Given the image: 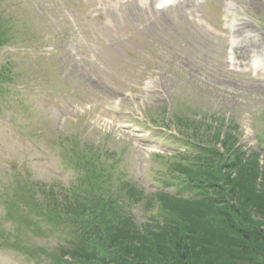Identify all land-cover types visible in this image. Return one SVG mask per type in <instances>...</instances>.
Here are the masks:
<instances>
[{
    "label": "rangeland",
    "instance_id": "rangeland-1",
    "mask_svg": "<svg viewBox=\"0 0 264 264\" xmlns=\"http://www.w3.org/2000/svg\"><path fill=\"white\" fill-rule=\"evenodd\" d=\"M100 2L0 0V30L9 37L0 47V229L12 225L3 197L13 174L32 180L36 192L44 184L73 191L70 159L79 147L102 169L98 184L116 205L157 185L186 201L189 193L213 200L190 211L151 197L169 219L202 218L219 229V200L233 217L244 211L258 220L241 202L264 181L256 170L258 160L264 169V0H185L161 11L142 0L117 21L114 4L101 10ZM188 137L208 146L190 167L181 146ZM210 179L223 190L207 187ZM229 180L241 187V202L228 194ZM134 219L153 221L149 209ZM42 231L26 242L53 244ZM0 264L33 263L0 249Z\"/></svg>",
    "mask_w": 264,
    "mask_h": 264
},
{
    "label": "trees",
    "instance_id": "trees-1",
    "mask_svg": "<svg viewBox=\"0 0 264 264\" xmlns=\"http://www.w3.org/2000/svg\"><path fill=\"white\" fill-rule=\"evenodd\" d=\"M256 170L258 175L262 173L264 179V169L259 170L257 163ZM199 171L200 168L197 173ZM231 181L237 184L241 182L235 178ZM206 182L209 183L207 187H217L216 192L223 190V186H217L214 179ZM229 183L228 194L231 197L239 195L236 199L241 202L242 196L238 193L241 187H237V192L235 184L230 180ZM12 193L22 194L23 198L30 201L35 197L32 189L17 192L13 190ZM56 195H51L50 198L57 220L63 218L60 224L69 226L74 236L72 242L63 246V253L68 255L65 262L70 264H77L80 254L88 264H264V181L260 183L258 192L250 194L241 202L243 205L252 204L253 208L250 210L259 219L253 222L244 211L240 213L235 210L233 217L232 212L228 211L229 206L218 200L214 203L218 205L225 221L219 229L204 219L195 217L190 220L170 219L165 227L157 229L147 222H133L132 215L119 213L120 209L114 204V200L95 195L84 198ZM158 196L191 205L190 211L194 203L213 202L210 196L203 194L194 196L191 201L171 195ZM73 209L83 214L82 222L77 221L78 215ZM183 212L184 210H180V213ZM195 212L202 211L195 209ZM61 213L64 214L62 217ZM73 225L83 227L79 229L80 232L75 233ZM83 237L84 241L79 242ZM79 244L83 245L79 248ZM153 246L158 249L156 256L147 254ZM55 259V263L60 264L59 258Z\"/></svg>",
    "mask_w": 264,
    "mask_h": 264
},
{
    "label": "snow or ice",
    "instance_id": "snow-or-ice-1",
    "mask_svg": "<svg viewBox=\"0 0 264 264\" xmlns=\"http://www.w3.org/2000/svg\"><path fill=\"white\" fill-rule=\"evenodd\" d=\"M165 2L167 3V2H170V0H165ZM161 6H163V5H161Z\"/></svg>",
    "mask_w": 264,
    "mask_h": 264
}]
</instances>
